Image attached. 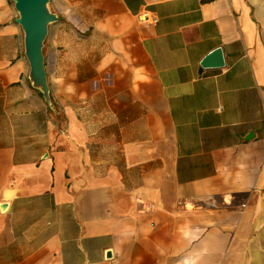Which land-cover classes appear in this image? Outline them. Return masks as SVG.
<instances>
[{"label": "crops", "instance_id": "crops-1", "mask_svg": "<svg viewBox=\"0 0 264 264\" xmlns=\"http://www.w3.org/2000/svg\"><path fill=\"white\" fill-rule=\"evenodd\" d=\"M48 6L61 121L0 0V264H264V0Z\"/></svg>", "mask_w": 264, "mask_h": 264}, {"label": "water", "instance_id": "water-1", "mask_svg": "<svg viewBox=\"0 0 264 264\" xmlns=\"http://www.w3.org/2000/svg\"><path fill=\"white\" fill-rule=\"evenodd\" d=\"M17 12L16 23L22 31V51L28 64L27 81L38 91L48 108L53 102L44 67L43 46L48 26L58 16L48 6L49 0H11ZM225 64L221 47L207 53L199 62L201 68H221ZM5 205H1L4 208Z\"/></svg>", "mask_w": 264, "mask_h": 264}, {"label": "built area", "instance_id": "built-area-1", "mask_svg": "<svg viewBox=\"0 0 264 264\" xmlns=\"http://www.w3.org/2000/svg\"><path fill=\"white\" fill-rule=\"evenodd\" d=\"M136 16L140 22L144 23L154 24L157 21L156 15L146 9L141 10Z\"/></svg>", "mask_w": 264, "mask_h": 264}, {"label": "trees", "instance_id": "trees-1", "mask_svg": "<svg viewBox=\"0 0 264 264\" xmlns=\"http://www.w3.org/2000/svg\"><path fill=\"white\" fill-rule=\"evenodd\" d=\"M40 96L41 94L36 91ZM48 113L55 119L58 121H61L63 119L62 113L60 112V110L58 109V106L56 105L55 102H53L52 108H48Z\"/></svg>", "mask_w": 264, "mask_h": 264}]
</instances>
